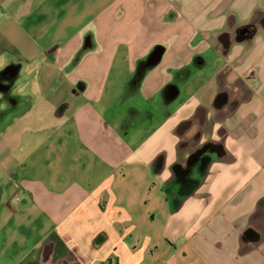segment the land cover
Listing matches in <instances>:
<instances>
[{"label":"crops","instance_id":"0c3cea01","mask_svg":"<svg viewBox=\"0 0 264 264\" xmlns=\"http://www.w3.org/2000/svg\"><path fill=\"white\" fill-rule=\"evenodd\" d=\"M0 264H264V0H0Z\"/></svg>","mask_w":264,"mask_h":264},{"label":"trees","instance_id":"16d2710c","mask_svg":"<svg viewBox=\"0 0 264 264\" xmlns=\"http://www.w3.org/2000/svg\"><path fill=\"white\" fill-rule=\"evenodd\" d=\"M208 146V145H206ZM206 147L200 149L196 155H199ZM174 173L176 176V182L179 183L180 185L182 184L183 186L185 185L186 187L193 188L196 184V181H192L190 179L186 178V174L188 173V170L186 168H181L179 165H174ZM184 191L183 193H185Z\"/></svg>","mask_w":264,"mask_h":264}]
</instances>
